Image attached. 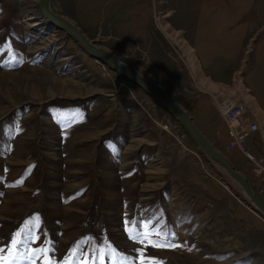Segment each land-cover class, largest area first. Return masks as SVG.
<instances>
[{"label": "rangeland", "instance_id": "374dc122", "mask_svg": "<svg viewBox=\"0 0 264 264\" xmlns=\"http://www.w3.org/2000/svg\"><path fill=\"white\" fill-rule=\"evenodd\" d=\"M36 8L0 0V264H248L264 218L241 187L124 70ZM49 8L159 86L248 175L253 163L222 143L218 104L264 108V0ZM244 145L256 149L252 136Z\"/></svg>", "mask_w": 264, "mask_h": 264}, {"label": "water", "instance_id": "95a60500", "mask_svg": "<svg viewBox=\"0 0 264 264\" xmlns=\"http://www.w3.org/2000/svg\"><path fill=\"white\" fill-rule=\"evenodd\" d=\"M49 0H38V8L48 17L49 22L55 24L58 28L69 33L79 46L91 57L100 60L109 65L112 69L120 68L128 73L130 80L151 96L156 102L168 110L177 121L186 129V132L194 140L196 145L202 151L220 163L224 170L235 180L247 196L248 200L253 203V209L264 216V200L259 197L250 187L246 177L235 169L232 163L223 156L200 132L193 121V117L180 104L171 99L159 86L147 79L143 73L139 72L130 62L123 61L120 56L113 54L109 50L101 48L87 39L80 30L69 20L60 14L48 8Z\"/></svg>", "mask_w": 264, "mask_h": 264}, {"label": "built area", "instance_id": "2783aa9c", "mask_svg": "<svg viewBox=\"0 0 264 264\" xmlns=\"http://www.w3.org/2000/svg\"><path fill=\"white\" fill-rule=\"evenodd\" d=\"M218 108L227 123L231 136L229 146L242 149V153L253 163L252 171L262 177L260 190L264 192V156L257 155L253 150L252 152L244 147L245 140L259 130V124L247 116L246 106L239 100L221 101Z\"/></svg>", "mask_w": 264, "mask_h": 264}, {"label": "crops", "instance_id": "0c3cea01", "mask_svg": "<svg viewBox=\"0 0 264 264\" xmlns=\"http://www.w3.org/2000/svg\"><path fill=\"white\" fill-rule=\"evenodd\" d=\"M6 66L10 67V64L7 63ZM209 82L212 83L211 81H209ZM211 86H214L213 83L211 84ZM236 89L239 91V87L238 86H237ZM245 90L248 91L247 88H245ZM239 92L240 93L242 92L241 95H243L244 97L250 98L249 95H247L245 92H243V91H239ZM238 100L239 101H242V100H240V98ZM254 103H255V107H251V108L249 106H247V104L245 103L246 104L247 116L249 118L251 117L250 119L256 121L259 124V130L256 133H253L251 135L252 136L253 143L256 146V149L253 148V150L258 151V155L264 156V108H263L262 104H260V102L257 100L256 97L254 99ZM219 113H220L219 115H220L221 119H223L222 114H221L220 111H219ZM217 132L218 131L215 132L214 137L216 139H219L220 138V135ZM207 137H209V136L207 135ZM229 138H230L229 130L227 128H225V133H224V137H223L222 143L225 142V144H226ZM232 148L233 149H237V147H232ZM238 149H237V151L239 152L240 149L239 150ZM251 171H252V169L251 170L248 169V171H247L248 172V175L246 177L249 178L250 184L251 185L253 184L258 189V191L256 190L255 187H252V188H254V190L257 193H259L260 197L264 199V192L263 191L261 192V190H260L261 187H262L261 186L262 180L259 179L258 177H256L253 174V172H251ZM260 178H262V177H260ZM257 217H258V219L255 218V219H257V222L256 223H259L261 225V227H264V220L260 216H258V215H257ZM262 231L263 232H256L255 233L257 236H259L261 238H256L255 237V240L254 241H255V247H257V249H255V250L252 251L253 255H252V253L249 255V257H250L249 260L250 261L248 262V264H264V228H263ZM261 249H262L263 252H259V251H261ZM255 251H257V252H255ZM246 262H247V260H246Z\"/></svg>", "mask_w": 264, "mask_h": 264}, {"label": "bare ground", "instance_id": "6f19581e", "mask_svg": "<svg viewBox=\"0 0 264 264\" xmlns=\"http://www.w3.org/2000/svg\"><path fill=\"white\" fill-rule=\"evenodd\" d=\"M38 1V0H37ZM38 6V5H37ZM48 8H49V3H48ZM36 9H39V8H36ZM50 9V8H49ZM39 12L41 13V15L42 16H44L45 18H47L48 19V17H46L43 13H42V11L39 9ZM42 19V18H41ZM40 19V20H41ZM49 20V19H48ZM41 21H43V19L41 20ZM44 22V21H43ZM69 34V33H68ZM121 59L123 60V61H127V60H125V59H123L122 57H121ZM129 62V61H128ZM135 67V66H134ZM136 68V67H135ZM118 70H121V71H123L122 69H120V68H117ZM138 70V69H137ZM140 72V71H139ZM127 73V72H126ZM128 74V73H127ZM144 75V74H143ZM145 76V75H144ZM146 77V76H145ZM147 78V77H146ZM148 79V78H147ZM239 89H241L243 92H245L246 90L243 88V87H241V88H239ZM229 100H232V99H229ZM228 100V101H229ZM251 118V117H250ZM237 148H239V147H237ZM240 149V148H239ZM241 151H242V149H240ZM245 156V155H244ZM246 157V156H245ZM246 159L248 160V158L246 157ZM215 163H216V165L218 166H220L221 168H222V170H224V168L222 167V165L220 164V163H218V162H216L215 161ZM231 163V162H230ZM218 166V167H219ZM224 172H226L225 170H224ZM231 177V176H230ZM232 178V177H231ZM233 179V178H232ZM234 180V179H233ZM235 181V180H234ZM243 192V191H242ZM243 194H244V197H245V200L248 202V204H250V206L252 207V209H253V203L250 201V200H248V198H247V196L245 195V193L243 192ZM264 200V199H263ZM255 210V209H254ZM256 211V210H255ZM258 214H260L258 211H256ZM261 215V214H260ZM262 216V215H261ZM263 218H264V216H262Z\"/></svg>", "mask_w": 264, "mask_h": 264}]
</instances>
